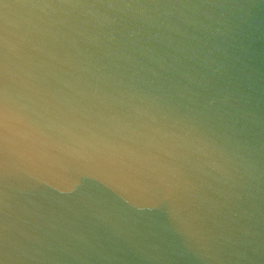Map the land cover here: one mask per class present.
<instances>
[{
	"label": "clouds",
	"instance_id": "clouds-1",
	"mask_svg": "<svg viewBox=\"0 0 264 264\" xmlns=\"http://www.w3.org/2000/svg\"><path fill=\"white\" fill-rule=\"evenodd\" d=\"M0 264H264V0H0Z\"/></svg>",
	"mask_w": 264,
	"mask_h": 264
}]
</instances>
